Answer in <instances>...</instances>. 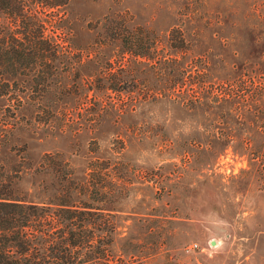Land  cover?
I'll list each match as a JSON object with an SVG mask.
<instances>
[{
	"label": "rangeland",
	"instance_id": "1",
	"mask_svg": "<svg viewBox=\"0 0 264 264\" xmlns=\"http://www.w3.org/2000/svg\"><path fill=\"white\" fill-rule=\"evenodd\" d=\"M56 24L60 75L20 108L0 97L12 194L63 184L108 210L104 264H264V0H68ZM111 27L156 47L128 53Z\"/></svg>",
	"mask_w": 264,
	"mask_h": 264
},
{
	"label": "trees",
	"instance_id": "2",
	"mask_svg": "<svg viewBox=\"0 0 264 264\" xmlns=\"http://www.w3.org/2000/svg\"><path fill=\"white\" fill-rule=\"evenodd\" d=\"M67 2L0 0V97L14 100L17 108L24 105L25 98L33 91L41 96L47 89L46 81L58 77L60 67L68 63L67 38L65 32L57 31L56 24ZM47 26L51 27L50 32ZM111 29L123 50L133 55L148 56L156 47V38L144 39L118 27ZM173 31L172 45L186 48L185 35L173 27L169 33ZM51 157V153L42 154L40 169ZM64 165L56 163L58 175ZM260 165V171H264V162ZM64 178L60 179L68 181ZM261 180L264 182V177ZM11 182L7 172L0 173V264L112 262L114 224L108 210L85 201H70L69 190L63 184L53 200L25 201L12 194ZM75 186V189H87L85 182Z\"/></svg>",
	"mask_w": 264,
	"mask_h": 264
}]
</instances>
